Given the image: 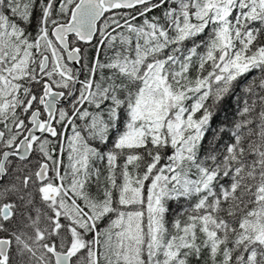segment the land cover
<instances>
[{"label":"snow or ice","instance_id":"obj_1","mask_svg":"<svg viewBox=\"0 0 264 264\" xmlns=\"http://www.w3.org/2000/svg\"><path fill=\"white\" fill-rule=\"evenodd\" d=\"M0 264H264V0H0Z\"/></svg>","mask_w":264,"mask_h":264},{"label":"trees","instance_id":"obj_2","mask_svg":"<svg viewBox=\"0 0 264 264\" xmlns=\"http://www.w3.org/2000/svg\"><path fill=\"white\" fill-rule=\"evenodd\" d=\"M163 8L160 9H155L153 10L151 13L148 14L149 18L153 17V16H161L162 12H163ZM137 23H142V18H138ZM35 30V19H33V23L32 26L28 28V31L30 32H34ZM211 29H206L205 33H202L198 38H197V43H200L201 40H207L209 33H210ZM186 47H191V43H188L186 45ZM199 52H203L204 48L203 46L198 49ZM195 69H193L192 75L193 77L195 76ZM260 75L259 70H253L252 72H250L249 74H247L241 81H240V85L236 88L235 90V96L230 97L229 100L226 102V104L224 106L221 107L220 110H218L217 115L214 117L213 119V123L212 126L213 128H217L219 127H225V128H230V126L232 125L233 121H235L238 117H237V109L239 107H242V99L244 97V93H243V87L244 85H246L248 83V81H250L253 77H258ZM81 79H83V76H81ZM258 83V81H257ZM237 98L241 99V103L237 104L236 100ZM189 103H191V101H189ZM209 103H211V101H209ZM67 106V105H65ZM123 116L121 117V124H120V128L121 130L123 129ZM67 135H71V131L70 129L67 131L66 133ZM116 133L113 132L110 136V139L106 142V144H100L99 141H93V145L94 146H98L101 148V150L103 151H107L108 149H110L112 147V141L115 138ZM212 138V133L209 132L204 140V148L208 147V140H210ZM229 142V136L227 134H225L223 136V139L220 141V144H225ZM65 162H66V157H65ZM121 163L123 162L122 160L120 161ZM98 167H100L102 170L105 168V164L104 163H100L97 165ZM93 191L95 192V189H93ZM188 202L181 199L179 202H170L169 204V213L167 215V226L169 228H171V222L172 220L175 218L176 214L178 212H180L182 210V208L187 204ZM181 219L183 220L184 217H181Z\"/></svg>","mask_w":264,"mask_h":264},{"label":"water","instance_id":"obj_3","mask_svg":"<svg viewBox=\"0 0 264 264\" xmlns=\"http://www.w3.org/2000/svg\"><path fill=\"white\" fill-rule=\"evenodd\" d=\"M70 65H72L74 68H80L81 67V65H79V64H74V62H68ZM62 100H64V104H67V100L66 99H64V98H62ZM63 104V105H64ZM62 106V105H61ZM42 107V106H41ZM38 135H39V133H37Z\"/></svg>","mask_w":264,"mask_h":264},{"label":"flooded vegetation","instance_id":"obj_4","mask_svg":"<svg viewBox=\"0 0 264 264\" xmlns=\"http://www.w3.org/2000/svg\"><path fill=\"white\" fill-rule=\"evenodd\" d=\"M65 105H67V104H64V105H62V106H65Z\"/></svg>","mask_w":264,"mask_h":264}]
</instances>
